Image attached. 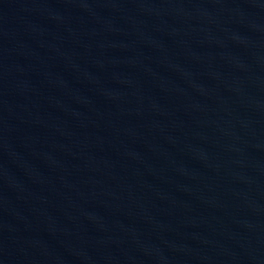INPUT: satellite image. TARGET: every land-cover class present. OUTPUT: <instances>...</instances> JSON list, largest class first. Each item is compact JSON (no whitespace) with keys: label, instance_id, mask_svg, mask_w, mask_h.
Here are the masks:
<instances>
[{"label":"water","instance_id":"1","mask_svg":"<svg viewBox=\"0 0 264 264\" xmlns=\"http://www.w3.org/2000/svg\"><path fill=\"white\" fill-rule=\"evenodd\" d=\"M0 264H264V0H0Z\"/></svg>","mask_w":264,"mask_h":264}]
</instances>
